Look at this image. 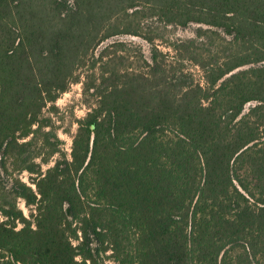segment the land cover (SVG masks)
Instances as JSON below:
<instances>
[{
    "label": "trees",
    "instance_id": "trees-1",
    "mask_svg": "<svg viewBox=\"0 0 264 264\" xmlns=\"http://www.w3.org/2000/svg\"><path fill=\"white\" fill-rule=\"evenodd\" d=\"M148 17L198 26L141 68L89 64L67 158L44 108ZM10 158L35 178L7 200ZM0 197V264H264V0H0Z\"/></svg>",
    "mask_w": 264,
    "mask_h": 264
},
{
    "label": "rangeland",
    "instance_id": "rangeland-1",
    "mask_svg": "<svg viewBox=\"0 0 264 264\" xmlns=\"http://www.w3.org/2000/svg\"><path fill=\"white\" fill-rule=\"evenodd\" d=\"M135 23L136 30H140L144 34L152 36L153 40L151 42L138 35L122 33L99 43L98 46L93 47L87 52L84 60V62H87L86 65H79L74 70L73 76L76 79L68 85L67 89L57 97L54 103H48L44 108L43 115L50 119V123L45 127V130L53 132L58 136L60 141L59 147L67 158H70L73 135L78 127L77 121L89 110L91 102H94V96L92 95L93 88L85 91V86L83 84V81L86 80L85 74L89 64L103 55L102 61L97 63V67L105 62L107 63L106 68L109 67L107 69L108 71H111L113 68H116L117 70L121 68L119 70L121 72L126 68V65H130L133 68H141L140 66L143 64L142 56L149 57V49L153 44L157 45V47L163 52H169V55L175 56L171 45L173 46L177 39L194 37L198 26L197 24H189L185 27L175 25L164 26L159 21H156L154 17H148L141 21L136 20ZM115 39L121 40L123 42L122 45L109 46ZM183 66L189 68L193 72H198L196 71L197 69L195 65L187 59L183 60ZM100 72L101 69L97 70L96 75L99 76ZM26 140L32 141V145L29 146V152L33 154L32 158L35 159L36 162L41 163L43 169L54 163V160L58 155H47L48 148L41 144L43 136H40L39 134H31L22 141ZM44 158H47L45 160L46 162L43 161ZM9 162V176H3V187H5V191H7V196L10 193L9 187L14 178L18 177L23 182L34 187V185L31 184V181L35 178V175L30 174L26 170L18 169L19 167L16 168L15 164L20 162L19 160L14 161L10 158ZM8 198L9 200L11 199L10 195L7 197V200ZM15 201L17 206L21 208L24 214L29 218L32 209L26 206L22 198H15ZM2 202V197H0V204ZM0 219H3L1 213ZM110 254L111 251L107 250L99 260V264H113Z\"/></svg>",
    "mask_w": 264,
    "mask_h": 264
}]
</instances>
